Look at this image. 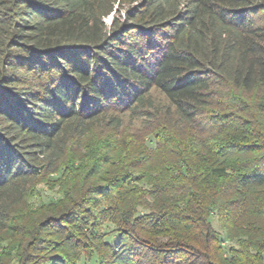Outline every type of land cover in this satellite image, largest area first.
Returning a JSON list of instances; mask_svg holds the SVG:
<instances>
[{
    "label": "trees",
    "instance_id": "1",
    "mask_svg": "<svg viewBox=\"0 0 264 264\" xmlns=\"http://www.w3.org/2000/svg\"><path fill=\"white\" fill-rule=\"evenodd\" d=\"M95 256L264 264V0H0V264Z\"/></svg>",
    "mask_w": 264,
    "mask_h": 264
},
{
    "label": "rangeland",
    "instance_id": "2",
    "mask_svg": "<svg viewBox=\"0 0 264 264\" xmlns=\"http://www.w3.org/2000/svg\"><path fill=\"white\" fill-rule=\"evenodd\" d=\"M117 10L118 9L115 10L116 11L115 13L113 12L112 14H110L109 16H107L105 18V22L107 24H110L111 21L116 16V14L119 13V11H117ZM121 14L124 15V12H121ZM151 95L155 99V102L157 105H159V106L169 105L168 99L160 90L154 88L151 92ZM125 125L127 127H129L130 129L136 130V129L143 127L144 120L142 117L132 116L130 114H127L125 116ZM149 143H151V139H150ZM63 170L64 169H62V171L59 173V175H55L51 178H56V177L62 175ZM59 197H60L59 187L57 186L56 180L48 179V181L47 180L41 181L40 183H38L36 185L34 193L30 199V202L32 205H34V207H38L42 204H48V203L52 202L53 200L58 199ZM214 225L217 229H219L218 224H217V222H215V220H214ZM106 230L108 232L107 238L109 240H113L115 238V235H116V233L114 231V225L113 224L108 225ZM222 237H223V245L225 246L226 249H228L230 247V245L235 244L234 242L227 240L225 236H222ZM97 262H98V257L95 256L91 260L84 258V260L82 261L81 264H97Z\"/></svg>",
    "mask_w": 264,
    "mask_h": 264
}]
</instances>
